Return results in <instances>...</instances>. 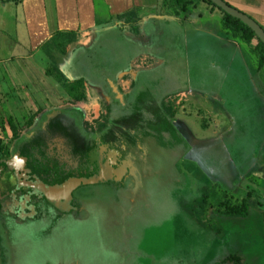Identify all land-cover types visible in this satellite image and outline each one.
Listing matches in <instances>:
<instances>
[{"label": "flooded vegetation", "instance_id": "obj_1", "mask_svg": "<svg viewBox=\"0 0 264 264\" xmlns=\"http://www.w3.org/2000/svg\"><path fill=\"white\" fill-rule=\"evenodd\" d=\"M127 56L125 47L103 37L73 60L72 75L103 92L107 122L89 128L77 108L49 111L18 138L0 140L1 264H24L28 255L30 264L163 263L143 244L171 214L166 206L186 148L163 105L170 72L139 75L124 93L114 78ZM51 113L57 114L43 124ZM107 142L118 152L113 169L128 161L133 172L125 170L118 182L74 187L102 169Z\"/></svg>", "mask_w": 264, "mask_h": 264}, {"label": "rangeland", "instance_id": "obj_2", "mask_svg": "<svg viewBox=\"0 0 264 264\" xmlns=\"http://www.w3.org/2000/svg\"><path fill=\"white\" fill-rule=\"evenodd\" d=\"M165 7L168 11H161ZM159 8L150 14L134 11L109 24L105 38L127 50L126 63L114 78L124 93L139 75L161 69L175 74L182 69L175 59L176 52L181 55L178 27L182 19L178 16V21L169 20L171 9L164 3ZM65 39L62 37L52 53L47 50L48 74H44L43 67L39 74L32 65L28 69L34 82L17 73L20 79L12 75L11 87L0 90L1 141L11 140L16 134L18 138L49 111L77 108L89 128L107 122L103 92L72 75L73 60L83 51H67ZM210 42L197 40L204 45L203 52L212 65L199 67L190 62L185 68L187 84L201 103L182 93H169L164 98L170 126L177 137L185 139L186 149L178 161L180 175L173 180L174 189L166 206L171 214L163 218V226L154 232V237L145 239L143 246L149 253L151 249L159 252L164 258L162 264H234L230 258L238 259L240 264H264V110L261 106L253 109L245 97H234L235 83L230 81L234 67L219 66L223 57L214 53ZM193 53L197 57V51L191 49L190 55ZM17 64L15 60L0 67L20 68ZM170 85L175 86L171 80ZM33 87H39V92ZM214 93L222 95L228 114L220 115L213 109L209 98ZM37 94L43 99H38ZM188 130L191 136L196 134L204 141L193 143ZM243 204V216L226 213L231 205L241 208ZM5 255L6 243L1 242L0 264ZM23 262L30 264V255Z\"/></svg>", "mask_w": 264, "mask_h": 264}, {"label": "crops", "instance_id": "obj_3", "mask_svg": "<svg viewBox=\"0 0 264 264\" xmlns=\"http://www.w3.org/2000/svg\"><path fill=\"white\" fill-rule=\"evenodd\" d=\"M223 1L251 18L264 30V0ZM160 3L165 4V0H21L13 2L0 0V65L13 63L16 60L23 71L22 73L20 68L12 66L7 70L0 67L2 75L0 90L10 88V82L13 81L12 75L17 77V73L19 77L25 75L29 81L34 82L29 66L35 65L39 74L43 67L46 74L47 50L51 53L52 50L55 51V46L61 42L62 37L67 38L63 41L69 44L67 51L77 48L82 51L87 50L109 33V24L113 20L134 11L143 14L157 13ZM199 8L201 10L197 11ZM163 10L166 11V7L161 8V11ZM171 11L167 14V18L178 21L176 16L170 15ZM180 18L182 21L179 19L178 31L181 33V55L176 52L175 59L179 61L178 67L182 69H177L175 74H169L171 82L175 84L173 87L170 85V94L182 93L185 98L200 100L187 84L185 68L189 67L190 62L199 67L212 65L210 58H206L203 52L204 45L197 43V40L211 41L209 45L213 46L214 53H219L223 57L220 62L218 61L219 66L226 69L234 67L233 77L230 78V81L235 83L232 89L234 97L235 95L245 97L251 101L253 109L261 106L264 110V69L258 68L257 59L252 53L255 40L250 45H246L231 37L221 27L218 12L212 11L204 4L189 8ZM191 49L197 51V57L194 53L190 55ZM50 57L52 58V55ZM171 60L174 63V59ZM26 62L31 63L28 65ZM39 80L43 82L44 79ZM219 80L216 79V81ZM33 88L36 89L35 92H39V87ZM41 89H44L43 85ZM26 95H28L27 92ZM37 96L38 99H43L40 94ZM205 97L208 98L206 95ZM201 98L204 97L201 96ZM209 100L213 109L215 111L217 109V113L228 114L229 109L224 104L220 93L212 94ZM230 108L232 109V106ZM188 132L187 135L192 141L194 140L193 143L204 141L196 134L191 136L190 130ZM183 140L186 143L184 138Z\"/></svg>", "mask_w": 264, "mask_h": 264}, {"label": "water", "instance_id": "obj_4", "mask_svg": "<svg viewBox=\"0 0 264 264\" xmlns=\"http://www.w3.org/2000/svg\"><path fill=\"white\" fill-rule=\"evenodd\" d=\"M2 1L13 2V1H21V0H2ZM208 1L212 3L221 12L238 20L240 23H242L247 28H249L255 35L256 39L264 45V30L257 23H255L251 18L247 17L241 12L230 7L222 0H208ZM107 85L111 93L113 94V96L117 99V101L121 105H123L122 96L117 90L116 86L112 82H108ZM56 114L57 113H51L50 115H47V117H45L43 120V124L44 123L47 124L49 122V119L52 118ZM112 146H113L112 142H107L106 144L101 146V149L109 150L110 153L107 155L105 164L102 165V169L99 171V173L96 176L89 178V180H86V179L77 180L76 182H74L75 183L73 185L74 187H76V185H81V186L95 185L100 182H105V181L107 182L108 180H113V181L118 182L126 171L131 170V172H133L132 164L128 163V161H126L120 167V169L118 170L113 169V165L116 163V160H115V158L117 157L116 153L118 152L115 151V149L117 148H112ZM127 160H131V159L128 158Z\"/></svg>", "mask_w": 264, "mask_h": 264}, {"label": "trees", "instance_id": "obj_5", "mask_svg": "<svg viewBox=\"0 0 264 264\" xmlns=\"http://www.w3.org/2000/svg\"><path fill=\"white\" fill-rule=\"evenodd\" d=\"M165 4L168 9H171L174 12L176 17L183 15L189 8H196L199 4H204L209 9L217 11L220 16L221 27L223 30L227 31L231 37L246 45H250L251 42L255 40L256 43L252 53L257 59L258 68L264 69V45L256 39L255 35L249 28L240 23L238 20L221 12L208 0H196V2H193V0H165ZM245 210V204H243L241 208H236L234 205H231L226 213L229 216H243ZM230 260H232L234 264H240L239 260L236 258H230Z\"/></svg>", "mask_w": 264, "mask_h": 264}]
</instances>
